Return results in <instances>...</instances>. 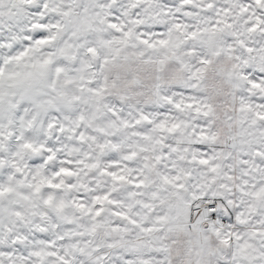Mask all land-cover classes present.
Instances as JSON below:
<instances>
[{"label": "snow or ice", "instance_id": "1", "mask_svg": "<svg viewBox=\"0 0 264 264\" xmlns=\"http://www.w3.org/2000/svg\"><path fill=\"white\" fill-rule=\"evenodd\" d=\"M0 264H264V0H0Z\"/></svg>", "mask_w": 264, "mask_h": 264}]
</instances>
